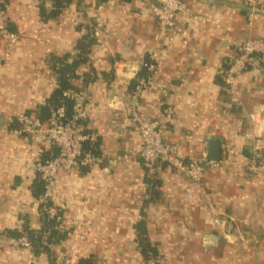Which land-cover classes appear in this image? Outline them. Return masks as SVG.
<instances>
[{
    "label": "crops",
    "instance_id": "crops-1",
    "mask_svg": "<svg viewBox=\"0 0 264 264\" xmlns=\"http://www.w3.org/2000/svg\"><path fill=\"white\" fill-rule=\"evenodd\" d=\"M182 1L187 11L175 21L185 34L162 36L154 0H69L46 19L40 11L50 12L52 0H7L9 29L19 38L13 45L0 39V236L24 220L41 225L30 164L52 150L38 136L18 134L15 116L45 103L56 88L50 56L74 55L87 26L96 28V41L72 83L85 89L84 123L101 161L58 171L51 201L63 210L67 234L50 244L51 253L0 244V264H62V251L73 264H142V238L163 264H264L262 67L251 57L231 88L219 73L236 41L264 38V0ZM149 59L155 69L140 95L142 115L162 124L180 158L202 160L209 139L221 143L220 159L198 182L166 166L156 187L146 182L124 103ZM255 151L263 164L252 172ZM206 234L215 236L211 245Z\"/></svg>",
    "mask_w": 264,
    "mask_h": 264
},
{
    "label": "built area",
    "instance_id": "built-area-1",
    "mask_svg": "<svg viewBox=\"0 0 264 264\" xmlns=\"http://www.w3.org/2000/svg\"><path fill=\"white\" fill-rule=\"evenodd\" d=\"M7 0H0V39L8 45L18 41V34L9 29L6 13ZM160 35H164L169 29L180 34H185L176 24V15L187 11L186 4L182 0H154L151 5ZM251 57H256L262 67L264 77V38H245L236 41L234 53L230 56L224 68L219 70L223 84L231 88L235 78L244 71ZM147 74L138 76L134 74V89L124 103L128 117L141 140L140 156L146 163L147 177H156L161 166H166L176 173L185 175L194 182L200 181L206 167L215 164L190 157L180 158L173 144L166 141L162 133V124L152 118L142 115L140 112V95L145 87L151 84V75L155 64L149 59L144 61ZM62 95L70 101V111L65 104L51 108L47 118L42 119L36 111L22 112L15 116L19 127L18 134L38 136L44 139L52 150L46 159H37L30 164V168L38 175L42 183L43 192L39 199L45 203L52 199L56 186V175L59 170H70L78 167H91L101 161V158L91 151L84 150V143L94 140V134L85 127L88 116L87 97L83 88H68ZM167 115L170 111L166 110ZM253 160L247 167L249 171H257L263 164V158L259 151L253 153ZM0 244L21 245L30 247V242L25 235L14 238L1 235ZM62 264H73L68 254L64 251L58 254ZM142 264H163L153 254L143 257Z\"/></svg>",
    "mask_w": 264,
    "mask_h": 264
},
{
    "label": "trees",
    "instance_id": "trees-1",
    "mask_svg": "<svg viewBox=\"0 0 264 264\" xmlns=\"http://www.w3.org/2000/svg\"><path fill=\"white\" fill-rule=\"evenodd\" d=\"M104 1V0H99ZM129 1V0H123ZM69 0H52L53 8L50 12H45L41 9L40 14L43 19L49 17H55L68 4ZM96 28L94 26H87L86 31L78 38L75 44V53L64 54L61 56L51 55L49 58L50 68L56 75V88L53 90L52 94L48 97L45 103L34 111H36L42 119H45L49 115L51 108L57 107L59 105L65 104L67 106L68 112L70 111V101L65 99L62 95L63 91L68 88H75L72 83V79L76 77L75 68L86 61L87 56L90 52L92 45L96 41ZM145 67L141 66L139 73L147 74L145 72ZM90 79V78H89ZM88 78H84V83ZM93 146L89 142L84 143V150L95 152L92 149ZM95 154V153H94ZM146 182L150 189L156 187L157 179L156 177H146ZM43 192V186L40 181L37 182L33 189V194L38 200V212L40 214L41 225L39 228H32L27 220L21 223V228L13 229L5 232V236L10 237H20L25 235L30 242V249L35 253L46 252L51 253L50 244H54L65 237L67 230L63 228L62 215L63 210L56 207L51 200L40 203L39 199ZM143 240V241H142ZM140 252L143 257H147L154 253L153 249L144 242L142 238L139 240ZM77 264H92L89 258L81 259Z\"/></svg>",
    "mask_w": 264,
    "mask_h": 264
},
{
    "label": "water",
    "instance_id": "water-1",
    "mask_svg": "<svg viewBox=\"0 0 264 264\" xmlns=\"http://www.w3.org/2000/svg\"><path fill=\"white\" fill-rule=\"evenodd\" d=\"M221 155V143L218 140L215 139H209L208 140V149L207 153L205 155V159L207 161H216L220 159ZM204 243L211 245L215 239V236L213 234H206L204 236Z\"/></svg>",
    "mask_w": 264,
    "mask_h": 264
}]
</instances>
